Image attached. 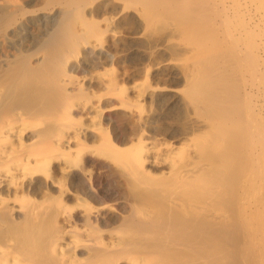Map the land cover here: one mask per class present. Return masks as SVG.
Instances as JSON below:
<instances>
[{
	"label": "bare ground",
	"instance_id": "1",
	"mask_svg": "<svg viewBox=\"0 0 264 264\" xmlns=\"http://www.w3.org/2000/svg\"><path fill=\"white\" fill-rule=\"evenodd\" d=\"M13 1L0 5V264H264V0ZM32 25L33 46L14 41ZM131 26L149 50L177 39L166 50L191 56L185 101L211 132L161 177L129 151L134 131L102 127L97 149L75 126L92 107L74 60ZM86 146L112 163L116 199L84 177Z\"/></svg>",
	"mask_w": 264,
	"mask_h": 264
},
{
	"label": "rangeland",
	"instance_id": "2",
	"mask_svg": "<svg viewBox=\"0 0 264 264\" xmlns=\"http://www.w3.org/2000/svg\"><path fill=\"white\" fill-rule=\"evenodd\" d=\"M6 4L14 5V1L5 3L0 0V5ZM104 25L102 24L101 27ZM137 31V28L131 26L126 33L120 36L119 41L113 40V37L109 35L106 42L100 46L95 44L98 42L93 39L94 47L87 48V55L78 61L74 60L76 69L72 75L84 89V95L88 96L89 105L92 107L88 117H84L80 109L75 111L77 119L75 126L78 129H87L95 135V141L89 144L94 145L97 149L101 147L99 144L101 135L97 131L102 127L107 128L111 134L124 139H127L131 131H134L133 133L136 134L132 136L130 144L133 148H130L129 151L135 153V149L138 148V153L151 154L156 163H145L144 167L153 177H161L167 175L169 163H177L187 155H194L198 143L206 144L211 132L207 122L202 121L188 101H185L187 88L183 68L191 66L193 60L191 56H178L179 54L166 50L170 44H180L177 39H172V41L162 38L156 49L149 50L145 40L138 39L136 36ZM43 32L44 28L32 25L23 33L25 37L23 40L17 38L14 41L20 40L33 46L34 40L38 39ZM103 40L102 37L99 44H102ZM257 40H260L259 42L264 46L262 35ZM168 41H170L169 44ZM207 45L210 46L209 42ZM98 51L103 54H114L115 58L113 60L104 59V56L97 54ZM250 52L252 55V50ZM245 77L250 81L243 88L247 87V91L250 90L252 94L251 76L248 73ZM147 87H149L148 91ZM108 91L112 95L117 92L115 96L113 95L115 98L110 96ZM118 94H121V101L116 99L119 97ZM104 95L110 97L107 103L102 102V99L105 98ZM250 99L251 103L252 101L260 103L259 98L252 100L251 96ZM129 106L132 107L129 109ZM137 109L141 111H137ZM102 117L107 119L106 124H101ZM142 121L143 125L148 122L147 129L150 131L145 129L146 133L144 132L143 137L139 138ZM157 128L159 129L156 130ZM159 130H162L163 133ZM172 132H176V135L172 136ZM86 149L90 150L89 146L83 148L88 157L85 164L87 171L84 177L89 179L88 181L99 193V197L104 198V195L109 194V191L111 192L113 189L114 182L109 173L102 168V163H112L98 157L99 155L91 151L92 149L90 151H86ZM116 194L117 192L112 191L109 196L116 199ZM109 203L113 206L116 205L114 204L116 202Z\"/></svg>",
	"mask_w": 264,
	"mask_h": 264
}]
</instances>
